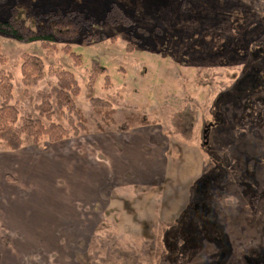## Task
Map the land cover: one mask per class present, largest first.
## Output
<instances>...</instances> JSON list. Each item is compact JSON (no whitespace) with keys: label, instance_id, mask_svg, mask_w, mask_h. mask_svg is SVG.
Listing matches in <instances>:
<instances>
[{"label":"rangeland","instance_id":"obj_1","mask_svg":"<svg viewBox=\"0 0 264 264\" xmlns=\"http://www.w3.org/2000/svg\"><path fill=\"white\" fill-rule=\"evenodd\" d=\"M185 2L0 0V21L14 12L34 30L57 24L52 11L87 18L77 37L49 47L0 34V71L13 76L11 103L33 118H41L38 94L57 84L54 72H71L88 126L55 144L28 139L27 165L12 170L0 161V264L264 258V103L255 102L264 94L251 90L264 79V0ZM112 5L133 26L110 25ZM24 54L44 63L43 79L30 87L22 82ZM94 99L110 104L117 125L133 115L155 124L118 132ZM50 103L53 121L69 127L68 111ZM183 111L198 115L188 136L173 128ZM5 152L15 154L0 143ZM199 201L205 204L196 209Z\"/></svg>","mask_w":264,"mask_h":264},{"label":"trees","instance_id":"obj_2","mask_svg":"<svg viewBox=\"0 0 264 264\" xmlns=\"http://www.w3.org/2000/svg\"><path fill=\"white\" fill-rule=\"evenodd\" d=\"M185 1V4L191 3L193 5H201L204 4L206 0ZM47 15L49 18L57 19V24L46 29L34 30L30 26L26 25L16 13L12 12L7 20L0 21V34L13 37L20 42L39 41L44 47H49L56 42L58 37L63 39H73L77 37L85 26L87 19L82 13L70 11L63 12L61 10L49 12ZM105 19L110 25H121L123 27L133 26L131 25L133 24V20H131V18L117 6L112 5V7L107 11ZM0 61H5L4 56L2 57L0 55ZM44 70V63L40 57L28 54L22 55L21 74L24 86L30 87L36 85L43 79ZM54 75L57 78V84L52 91L50 93L42 92L38 94V99L41 100V103L36 106V110L39 111L41 118H33L21 116L18 108L11 103L14 88L13 76L11 73L0 71V143L4 144L8 150L12 152L20 151L24 148L28 139H30L34 144L40 143L44 139L50 144H55L70 137H77L81 132H88L87 118L83 114L81 108L77 106L75 101V97L79 94L77 80L71 72L65 70H57L54 72ZM259 82L261 84L260 87L258 86V82H254L257 84L251 88L253 94H257L256 98L261 93L264 94V79ZM52 98L55 99L58 110L68 111L70 114L68 119L69 127L53 121L55 111L50 103V99ZM258 98L255 102L259 101L263 104L264 96H260ZM93 101L101 102V106L107 109L104 112H102V110H97L96 112L101 114V119L108 126L116 124V126H118V132H128L135 127L134 125L137 124L138 126L155 124L154 121H150L145 115L141 117L133 115V117H127L126 122L123 124L117 125L115 120L112 118V114L115 113V110L110 107V104L99 99H94ZM254 105L255 103L253 104L251 111L252 113H257L253 110ZM262 107V109H264V105ZM259 113L260 112H258V114ZM197 116L196 112L192 113L191 111L177 113L173 118V128L175 132L182 136H188L194 128L198 118ZM252 116L253 115H251V117ZM42 118L46 120L47 124L44 123ZM97 127L99 131L104 130V126L101 123L97 124ZM251 173L253 174V177L250 175L248 177L254 181L255 173L249 172V174ZM198 204L202 207L205 203L199 201L196 204V209L200 208ZM206 207L208 212H214V208L211 205L208 204ZM196 212L193 214H196ZM208 212H205V214ZM189 230L185 233L192 237L193 242L197 234L195 231ZM193 246L194 245H191V248ZM186 249L188 250L189 248L187 247ZM217 251H219L218 248ZM217 251L212 254L214 258L215 255L218 254ZM219 252H221V250ZM256 257H248L247 255L243 256L246 264H264V258H260V255H258L257 258ZM211 264L220 263L213 262Z\"/></svg>","mask_w":264,"mask_h":264},{"label":"crops","instance_id":"obj_3","mask_svg":"<svg viewBox=\"0 0 264 264\" xmlns=\"http://www.w3.org/2000/svg\"><path fill=\"white\" fill-rule=\"evenodd\" d=\"M23 149H21L20 151H17V152H13L15 154H9V153H6V152L5 153H1L0 154V161L3 162V163H5V162L8 163L7 167L10 168V169L12 168L11 166H14V165H19V164L27 165V162H25L23 159H21V156H25L24 155L25 152H23ZM13 169L14 168H12V170ZM8 190H9L8 193H10V192L13 193L12 197L16 196L18 194V192H17L18 190H16V189L9 188ZM1 191H4V189L2 190L1 185H0V192Z\"/></svg>","mask_w":264,"mask_h":264}]
</instances>
